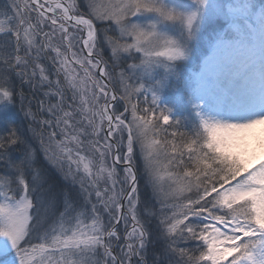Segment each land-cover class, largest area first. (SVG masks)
Here are the masks:
<instances>
[{
	"label": "snow or ice",
	"instance_id": "1",
	"mask_svg": "<svg viewBox=\"0 0 264 264\" xmlns=\"http://www.w3.org/2000/svg\"><path fill=\"white\" fill-rule=\"evenodd\" d=\"M0 264H264V0H0Z\"/></svg>",
	"mask_w": 264,
	"mask_h": 264
}]
</instances>
